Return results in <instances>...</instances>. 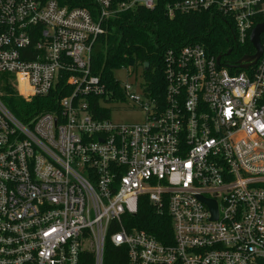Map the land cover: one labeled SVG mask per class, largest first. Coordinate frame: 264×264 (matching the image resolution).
<instances>
[{"label":"built area","instance_id":"2783aa9c","mask_svg":"<svg viewBox=\"0 0 264 264\" xmlns=\"http://www.w3.org/2000/svg\"><path fill=\"white\" fill-rule=\"evenodd\" d=\"M159 1L0 0V264H112L109 248L118 264L264 261V34L245 70L203 45L167 51L163 97L144 67L120 69L136 81L115 77L119 97L92 72L111 21ZM165 9L221 15L241 47L264 24V0ZM7 86L27 103L51 96V110L19 120ZM113 111L145 119L118 123ZM141 198L170 217L171 242L132 224Z\"/></svg>","mask_w":264,"mask_h":264},{"label":"trees","instance_id":"16d2710c","mask_svg":"<svg viewBox=\"0 0 264 264\" xmlns=\"http://www.w3.org/2000/svg\"><path fill=\"white\" fill-rule=\"evenodd\" d=\"M168 0H160L154 10L135 8L112 20L105 35H102L92 57V72L103 84L115 90L119 85L114 73L122 68L144 67L143 77L149 90L157 97H163L165 54L169 50L188 45H203L213 56L225 57V62L236 64L244 56H251L255 49L248 40L245 47L233 40L231 23L221 15L205 11L192 14H177L168 17L165 9ZM75 7H90L93 0H70ZM263 43V39H262ZM230 55H227L228 52ZM119 97V93L117 94ZM51 97V96H50ZM50 97L35 98L27 103L15 89H3V102L11 112L26 121L37 112L51 110ZM132 224L146 231L164 244L172 241V222L167 214H160L146 198L140 199L139 213L132 218ZM127 225V223H126ZM118 264L113 249L107 250V260ZM125 263L122 260V264ZM108 264V263H107ZM264 264V261L261 262Z\"/></svg>","mask_w":264,"mask_h":264},{"label":"water","instance_id":"95a60500","mask_svg":"<svg viewBox=\"0 0 264 264\" xmlns=\"http://www.w3.org/2000/svg\"><path fill=\"white\" fill-rule=\"evenodd\" d=\"M264 34V24L257 25L251 35H250V43L252 44L253 48L255 49V54L252 56H244L242 59L238 61V67L241 69H248L250 66L255 65L257 60L262 56V45H261V36ZM227 55H230V52L227 53ZM222 56L218 57V62L221 60ZM145 70H148L149 65L146 63L144 65ZM203 202H206L212 213H213V220L217 219V207L216 203L213 201H207L204 199Z\"/></svg>","mask_w":264,"mask_h":264},{"label":"rangeland","instance_id":"374dc122","mask_svg":"<svg viewBox=\"0 0 264 264\" xmlns=\"http://www.w3.org/2000/svg\"><path fill=\"white\" fill-rule=\"evenodd\" d=\"M142 69L138 72L140 73ZM114 76L121 82H129L134 83L136 81L135 75L129 74L125 70L116 71ZM137 81L139 82L140 79L138 78ZM140 91V90H139ZM21 98V97H20ZM145 116L141 112H126V111H113L112 120L118 123H140L143 122Z\"/></svg>","mask_w":264,"mask_h":264},{"label":"flooded vegetation","instance_id":"af4514ba","mask_svg":"<svg viewBox=\"0 0 264 264\" xmlns=\"http://www.w3.org/2000/svg\"><path fill=\"white\" fill-rule=\"evenodd\" d=\"M231 54V53H230Z\"/></svg>","mask_w":264,"mask_h":264}]
</instances>
